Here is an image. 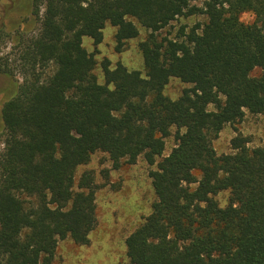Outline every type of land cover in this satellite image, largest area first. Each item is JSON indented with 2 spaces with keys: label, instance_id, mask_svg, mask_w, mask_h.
Returning a JSON list of instances; mask_svg holds the SVG:
<instances>
[{
  "label": "trees",
  "instance_id": "obj_1",
  "mask_svg": "<svg viewBox=\"0 0 264 264\" xmlns=\"http://www.w3.org/2000/svg\"><path fill=\"white\" fill-rule=\"evenodd\" d=\"M24 4L39 27H14V60L0 57V74L22 76L0 110V264H51L58 241L89 243L96 185L91 172L75 185V173L98 152L113 168L139 158L153 167L155 201L125 239L130 264H264V148L239 134L230 153L212 145L246 112L264 116V0ZM194 16L205 21L160 36ZM106 24L117 52L138 27L146 32L143 73L103 59L97 82L96 49L88 53L82 38L96 48ZM170 79L190 86L175 100L163 94Z\"/></svg>",
  "mask_w": 264,
  "mask_h": 264
},
{
  "label": "rangeland",
  "instance_id": "obj_2",
  "mask_svg": "<svg viewBox=\"0 0 264 264\" xmlns=\"http://www.w3.org/2000/svg\"><path fill=\"white\" fill-rule=\"evenodd\" d=\"M25 0H2L0 14L3 16L0 22V30L3 39L0 44V57L10 53L14 43L10 40L9 34L14 27L26 24L33 32H36L39 23L29 16L24 4ZM22 4V8L11 10L10 7ZM19 7V6H18ZM32 20V22H31ZM241 20L250 22L252 17L249 14L242 15ZM203 16L180 18L173 22L170 27L160 32L161 37L174 38L179 27L190 29L197 23L204 22ZM32 23V24H31ZM137 38L125 43L121 52L115 50L113 39L116 29L106 24L102 30V42L96 48L93 47L90 38H82V46L88 53H94L97 62L93 74L99 84H103V75L99 63L103 59L110 62L114 68L120 63L128 71H140L143 73V60L138 50L139 42L146 37V32L138 27ZM13 54V53H11ZM9 62H13L14 54L8 55ZM21 73L15 70L14 77L9 78L0 74V110L4 101L10 95L13 84L21 83ZM187 84L177 79H170L165 86L163 94L171 100L177 99L182 90L189 88ZM2 124L0 119V152L2 145ZM174 132V131H173ZM237 134L248 140L249 148H264V116L245 113L242 121L234 125H226L218 137L212 141L213 148L217 154L231 152L230 140ZM173 137L165 139L164 155H167L174 147ZM159 159H157L158 161ZM149 167L143 158H139L135 164H121L119 168H113L112 163L105 153H95L91 156L89 163L77 168L75 173V185L82 173L91 172L94 177L96 225L90 232L87 245H76L70 239L58 241L51 264H130L126 257L125 239L133 232L148 216L151 205L155 201L148 172ZM228 192L218 194L215 199L220 207L228 203Z\"/></svg>",
  "mask_w": 264,
  "mask_h": 264
},
{
  "label": "flooded vegetation",
  "instance_id": "obj_3",
  "mask_svg": "<svg viewBox=\"0 0 264 264\" xmlns=\"http://www.w3.org/2000/svg\"><path fill=\"white\" fill-rule=\"evenodd\" d=\"M1 1H2V0H0V5H1ZM19 5H20V4H19ZM14 8H16V9H20V7H18V5H17V6H12V7H10L11 10H14ZM2 17H3V16L0 14V22H1V20H2ZM0 33H2V30H0Z\"/></svg>",
  "mask_w": 264,
  "mask_h": 264
}]
</instances>
